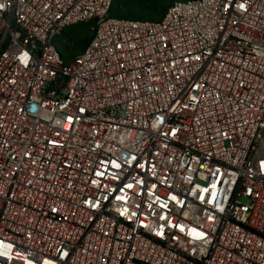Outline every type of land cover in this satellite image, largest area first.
<instances>
[{
  "label": "built area",
  "instance_id": "2783aa9c",
  "mask_svg": "<svg viewBox=\"0 0 264 264\" xmlns=\"http://www.w3.org/2000/svg\"><path fill=\"white\" fill-rule=\"evenodd\" d=\"M112 5L0 0V264H264V0Z\"/></svg>",
  "mask_w": 264,
  "mask_h": 264
},
{
  "label": "rangeland",
  "instance_id": "374dc122",
  "mask_svg": "<svg viewBox=\"0 0 264 264\" xmlns=\"http://www.w3.org/2000/svg\"><path fill=\"white\" fill-rule=\"evenodd\" d=\"M178 0H113L111 15L121 18L155 21L163 4L167 8ZM167 10V9H166ZM92 31L89 24H77L53 38V42L65 60L79 54L89 42Z\"/></svg>",
  "mask_w": 264,
  "mask_h": 264
},
{
  "label": "trees",
  "instance_id": "16d2710c",
  "mask_svg": "<svg viewBox=\"0 0 264 264\" xmlns=\"http://www.w3.org/2000/svg\"><path fill=\"white\" fill-rule=\"evenodd\" d=\"M169 3V2H168ZM168 3H166V4H163V6L160 8V10H159V12H158V14L160 15V18L163 16V14L165 13V11H166V9H167V4ZM159 18V19H160Z\"/></svg>",
  "mask_w": 264,
  "mask_h": 264
}]
</instances>
